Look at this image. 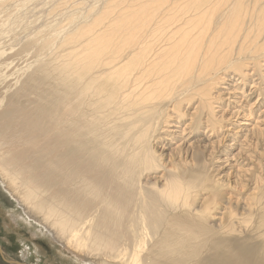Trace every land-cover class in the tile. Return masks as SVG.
I'll return each instance as SVG.
<instances>
[{
    "label": "bare ground",
    "instance_id": "1",
    "mask_svg": "<svg viewBox=\"0 0 264 264\" xmlns=\"http://www.w3.org/2000/svg\"><path fill=\"white\" fill-rule=\"evenodd\" d=\"M262 69L264 0H0L5 228L56 264H264L262 176L235 205L214 172Z\"/></svg>",
    "mask_w": 264,
    "mask_h": 264
},
{
    "label": "rangeland",
    "instance_id": "2",
    "mask_svg": "<svg viewBox=\"0 0 264 264\" xmlns=\"http://www.w3.org/2000/svg\"><path fill=\"white\" fill-rule=\"evenodd\" d=\"M262 72H263L262 73L263 78H261V76L257 72L256 74H254V76L251 78V80L247 81L246 83L240 82V80H238L237 77L228 78L229 83L227 84V86H224V88L227 89V87H229V85H230L233 89L236 88L237 91L238 90L240 91L243 89L242 84H244V91L246 93V94L244 93V95H248L247 96L248 97L247 98V102H248L247 104H249V106H250V110H249L250 117L249 118L241 119V117H242L241 116L240 118H236L235 120L233 119L234 121H232L231 126H229L232 129V131L229 132L231 135H232L233 131H235V132L238 131V133H239V134H237L236 137L234 135H232L233 138H235V140L233 142L229 141L230 137L225 139L223 142H225V143L227 142V143L221 144L220 148L218 149V152L216 153V156L219 158L218 159L219 161L217 162L216 165L219 166V168L215 169L214 172H215V174L220 173L218 175L220 180L224 181V184H226L230 188V190L233 192V193L229 192L230 190L228 192H225V195L229 194V196L226 195V199L228 197L231 199V197H232L231 203L234 201L232 204H235V202H236L235 196L237 194H238V196L240 195L239 197L241 198V197L245 196L246 194L250 193V191L252 192V188H251V190H248L249 188L247 186L244 187V185H245V183H247L249 178H252V175L254 173H256V175H258V176H262V178L264 180V69H262ZM237 80H238V82H236ZM239 83H240V85H239ZM237 87H239V88H237ZM254 91L257 93L255 94ZM250 95H252V96H250ZM240 112H242L241 109H240ZM243 122H245L249 125L253 124L257 127H260V129L262 130V133H259L257 135L256 134L253 135L251 133L253 136L249 133V135L247 136L248 138L247 139L244 138L239 132L241 127H237L238 123H243ZM224 136H226V135H224ZM196 140H198V139L195 138V139H193V141L191 140L190 144H192V145L184 148V150H186L187 158L191 162H193V160H194V162L197 161L196 157L199 156L198 154H201L203 152V150H204V152L206 151L203 148L204 146L202 144L196 142ZM226 140H228V141H226ZM222 145H224L225 147ZM196 146H199V147H196ZM181 152H184V151L182 150ZM195 155H196V157H194ZM235 191H237V192H235ZM238 196H236V197H238ZM0 198H1V196H0ZM0 200H1L0 206L7 208V206L10 205L5 199L1 198ZM4 200L6 201V203H4L5 202ZM227 201H228V199H227ZM227 201H225V202H227ZM239 204H241V206L238 205L237 206L238 208L241 209L244 207L242 205V203L239 202ZM10 207H11V205H10ZM10 207L7 209H11ZM3 212L4 211H1V209H0V247H1L2 252H3L2 256L0 255V264H13V262H21V261H19L20 260L19 259L20 258V255H19L20 251L25 250L26 248H29L30 255H31V257L29 258V260L27 261L26 264H28V263L29 264H42V263L43 264H56V263H54V256H53L52 251L50 250L51 248L48 244H46L45 242H39L38 240H33L30 237V235L28 233H26V231L24 229L17 230V232H19V235L18 234L15 235L14 232L9 231L10 229L5 228L6 227V219L4 218L5 216L3 215ZM17 236H18V238H17ZM37 248H38V251H40V254H38V255L35 254ZM38 257H40V258H38Z\"/></svg>",
    "mask_w": 264,
    "mask_h": 264
},
{
    "label": "water",
    "instance_id": "3",
    "mask_svg": "<svg viewBox=\"0 0 264 264\" xmlns=\"http://www.w3.org/2000/svg\"><path fill=\"white\" fill-rule=\"evenodd\" d=\"M13 264H17V262H13Z\"/></svg>",
    "mask_w": 264,
    "mask_h": 264
}]
</instances>
